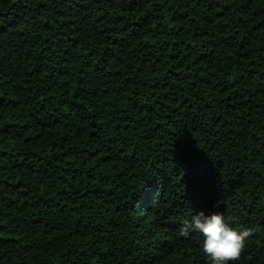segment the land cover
Here are the masks:
<instances>
[{
  "label": "trees",
  "instance_id": "1",
  "mask_svg": "<svg viewBox=\"0 0 264 264\" xmlns=\"http://www.w3.org/2000/svg\"><path fill=\"white\" fill-rule=\"evenodd\" d=\"M201 209L264 264V0H0V264H210Z\"/></svg>",
  "mask_w": 264,
  "mask_h": 264
},
{
  "label": "clouds",
  "instance_id": "2",
  "mask_svg": "<svg viewBox=\"0 0 264 264\" xmlns=\"http://www.w3.org/2000/svg\"><path fill=\"white\" fill-rule=\"evenodd\" d=\"M190 225L202 234V249L210 264H230L240 255L251 232L250 228L233 226L222 211H196Z\"/></svg>",
  "mask_w": 264,
  "mask_h": 264
}]
</instances>
